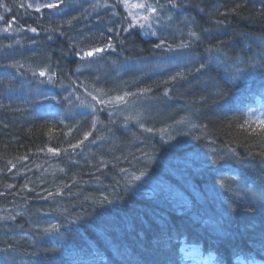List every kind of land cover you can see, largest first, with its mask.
<instances>
[{
    "label": "trees",
    "instance_id": "1",
    "mask_svg": "<svg viewBox=\"0 0 264 264\" xmlns=\"http://www.w3.org/2000/svg\"><path fill=\"white\" fill-rule=\"evenodd\" d=\"M147 1L162 16L149 39L144 28L81 15L88 0H66L64 21L34 13L22 21L21 43L3 33L0 75L11 73L14 88L0 92V264H170L183 233L214 255L212 264L264 251V121L232 98L264 94V0ZM10 7L7 24L30 13ZM92 32L96 41L82 46L112 40L115 50L79 57L70 36ZM20 55L31 63L18 73ZM108 58L124 70H108ZM83 62L109 73L90 83V70L75 71ZM113 94L124 97L117 106L129 119L90 110ZM168 203L177 218H166L175 211Z\"/></svg>",
    "mask_w": 264,
    "mask_h": 264
},
{
    "label": "rangeland",
    "instance_id": "2",
    "mask_svg": "<svg viewBox=\"0 0 264 264\" xmlns=\"http://www.w3.org/2000/svg\"><path fill=\"white\" fill-rule=\"evenodd\" d=\"M8 1H10V0H7V1L6 0H0V32H1L2 28L4 27V29L6 30L5 33L10 35L11 37H14V35L16 34L17 36L15 38L17 39L16 40L17 43H21V32H23L24 30H26L28 28V26H26L25 24H27V22H31L30 21L31 19L32 20L34 19V15H35L34 13L39 14V15L44 16V17H45V15L46 16L48 15V18L53 19L54 14H58V13L61 12L60 8L62 6H60V4H62L64 2V0H24L25 1V3H24V2H21L20 0H14V2L16 4H18L19 6L25 4L26 7H27L26 9H28V11H30V13L29 12H27V13L25 12V15H30V16L22 15V19L16 20L14 18V20L12 21L13 24L10 23V24H6L5 25L3 23L4 16L6 14L9 15V12L11 11V7H10L11 2H8ZM109 1L110 2H108V0H103L100 4L97 1H95L94 2V6L92 5L90 7L93 8L94 12L98 13L100 8L107 9L108 5L109 6L110 5L116 6L118 4L122 8V13L123 14H120V18H121V20L123 22L122 25H123V27L126 30L130 29L131 27L139 28L141 30H142V28H144L145 29L144 33L147 34L146 36L155 35V32L157 31V27L156 26L159 25V22H158L157 18H161V20H162V16L159 15L160 10L155 5H153L152 2H149L147 0H109ZM48 3L57 4L58 7L57 8H48V7H46V5ZM29 4H31L32 7H28ZM37 7L40 8V11H36ZM48 11H53V12L45 13V12H48ZM42 14H44V15H42ZM112 18L114 19V18H116V16H112ZM22 21L23 22L25 21L24 22L25 24ZM19 24H23L24 26L23 25L19 26ZM127 25H130V26H127ZM103 26H106V24H103ZM119 27H120V23H119ZM46 32H50L51 37H52V35H54L53 32H51V31H46ZM29 33L35 35V32L29 31ZM57 35H59V34H57ZM97 35H98V32H92L89 36H84L83 34L82 35L79 34L77 37L76 36L71 37L69 35L70 36L69 39L71 41L69 44L73 43V46L77 45L78 50L76 52H78L77 54L79 55V57L84 59V57H85L84 54L89 52V51H92V49H89V51H87L86 48H89V47H92V46L91 45L82 46V45L84 43H86V41H94L95 42L96 41L95 39H96ZM71 38L73 39V41H72ZM74 41H75V44H74ZM21 47H22V45H21ZM103 49L105 50V47H103ZM19 52H21V51H19ZM98 53H100V52H98ZM20 56H21L20 57L21 58L20 59L21 63L18 60H15L14 63H12L14 66H16L17 69H19L22 66H26L27 67V64L31 63V60L30 59L28 60V58H29L28 56H23V55H20ZM39 59L43 60V58L41 56H40ZM120 64H122V63L119 62V61H113V65H120ZM7 65L10 66V63H6L4 65V67L7 66ZM90 65H93V63L90 62L86 66H85V63L83 64V66L85 67L86 70H90V73H91L90 83H92V82L97 80V79H95V77L97 75L100 76L101 73H105L106 70L103 69V70H101L99 72L94 67H93L94 69H92L90 67ZM81 68H82V65L80 64V66L77 68L78 70H75V71H79ZM19 71H20V69H19ZM28 72L31 73V70H28ZM14 73H16V72L14 71ZM90 73L82 75L83 78L84 77L87 78L86 76L89 75ZM15 76H16V74H15ZM1 77H4V76H1ZM123 79H124V77L121 78V80H123ZM16 80H17V78H16ZM16 80H15V82H16ZM7 81L9 82V80H7ZM12 83L13 82H11V84ZM5 84H6V87H8V89H9L8 92H9V95H10V92H11L10 90L12 89L13 86H11V84H9V83H5ZM142 87H144V86H142ZM78 88H80V85H79ZM127 88H130V87L128 86V87H126V89ZM140 94L142 95L141 92H140ZM120 95L121 94H113V95H111L109 97H102V99H101L102 101L101 102H99V101L96 102V104H98L99 106L96 107V109H94V111H98V110H101V109H102V111L103 110L107 111V113L105 114L107 116V119L109 117L113 118L114 120H116L118 118L121 121H124V119H129L128 115H127V109H125V110L120 109L119 104L124 99V97H121ZM17 96H19V95H17ZM17 96H12V97H9V98H14V97H17ZM46 96L47 95H44L43 98H45ZM142 96H144V95H142ZM47 97H49V96H47ZM120 98H122V99H120ZM142 99L143 100L140 101L141 103L143 102L142 105L144 107L145 106L149 107V104H148L149 102H147L148 101V97L146 96L145 98H142ZM20 101H21V99H20ZM117 103H119L118 106H117ZM138 104H139V106H137ZM137 105H134L133 107H131V109H133V110H131V112L133 113L132 114V123L133 124H138V121H139V118H140V114L142 115V111H143V109L141 108L142 105L140 103H137ZM111 112L114 113V117H112ZM27 117H31V119H33L31 114H28ZM111 120L112 119H110L109 121H111ZM114 120L112 121V123L114 122ZM142 122L143 121H141V124H142ZM80 145L77 148H75V149H78L80 147ZM92 148H94V147H92ZM43 155H48V154H42V156ZM37 159L41 161V159H44V157L37 158ZM37 159H36V161H38ZM61 159L62 160H66V157L63 156ZM54 160H58V159H54ZM97 161H99L98 158H97ZM44 162L45 161H42L41 165L32 164L28 168V171H29L28 174H27L28 177L31 178L32 175L38 176L39 173L43 172L42 169H44V167H45ZM125 180L127 181L126 178H125ZM132 180L136 181V178L134 177V179H132ZM155 187H156V185H155Z\"/></svg>",
    "mask_w": 264,
    "mask_h": 264
},
{
    "label": "bare ground",
    "instance_id": "3",
    "mask_svg": "<svg viewBox=\"0 0 264 264\" xmlns=\"http://www.w3.org/2000/svg\"><path fill=\"white\" fill-rule=\"evenodd\" d=\"M21 2H24L25 3V1L24 0H20ZM12 4H16L15 2H12ZM24 6H25V4H23ZM203 29H204V27H203ZM205 30V29H204ZM53 31H54V29H53ZM210 48V44L208 45V48H206V49H209ZM205 52H206V50H204ZM136 84H138V83H140L137 79H134L133 80ZM143 84V83H142ZM144 85V87H146V85L145 84H143ZM19 163H23V164H25V163H27V161H25L24 159H20L19 160ZM172 203V202H171ZM171 203H168L169 205H171ZM170 211H171V209H175V211H172V212H169L168 213V215H166V218L167 217H169V218H177L178 217V215H179V213L178 212H180L179 211V209L177 208V207H175L174 205H171L170 207ZM169 211V210H168ZM185 210L184 209H182V211H181V214H180V216H184L185 214ZM163 229H166V228H164V227H162ZM102 239H104V240H106V235H104V233L102 232ZM176 241H177V243L179 242V240L178 239H176ZM171 245H173V244H171ZM175 247L177 248L176 250L178 251V252H176V256L178 257V255H179V250H178V246H179V244H176L175 243ZM209 245V244H208ZM90 256H91V254H90ZM88 257H89V254H88V256L86 257V258H84V260H87L88 259ZM235 257V256H234ZM175 260H176V257H175ZM171 261H169V263H170ZM175 263V261L174 262H172V263H170V264H174Z\"/></svg>",
    "mask_w": 264,
    "mask_h": 264
},
{
    "label": "snow or ice",
    "instance_id": "4",
    "mask_svg": "<svg viewBox=\"0 0 264 264\" xmlns=\"http://www.w3.org/2000/svg\"><path fill=\"white\" fill-rule=\"evenodd\" d=\"M21 7H23V5H21ZM28 7H32V5L29 4ZM46 7H48V8H57L58 5H57V4H53V3H48V4L46 5ZM36 11H40V8L37 7V8H36ZM31 31H32V32H35L36 29H35V28H32ZM109 47H110V45H109ZM157 47H160V45L158 44ZM102 51H104V49H102V48H96V49H94V51H89V52H87L86 55L89 56V57H91V56H93L94 52H97V53H98V52H102ZM203 67H204V65H201V68H203ZM40 75H41V76H44L45 73H44V72H41ZM120 99H122V98H120ZM261 127L264 128V123L261 124ZM149 131H150V129H149ZM85 139H87V137H85ZM74 147H75V146H74ZM50 151H51V149H50ZM137 179H139V177H137ZM50 195H51V194H50ZM105 199H107V198H105Z\"/></svg>",
    "mask_w": 264,
    "mask_h": 264
}]
</instances>
